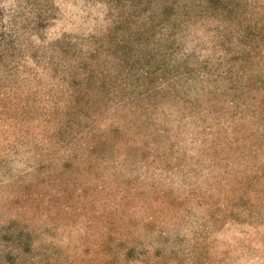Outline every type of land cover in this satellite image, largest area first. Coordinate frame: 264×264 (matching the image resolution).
I'll use <instances>...</instances> for the list:
<instances>
[{"label":"rangeland","instance_id":"obj_1","mask_svg":"<svg viewBox=\"0 0 264 264\" xmlns=\"http://www.w3.org/2000/svg\"><path fill=\"white\" fill-rule=\"evenodd\" d=\"M0 264H264V0H0Z\"/></svg>","mask_w":264,"mask_h":264}]
</instances>
